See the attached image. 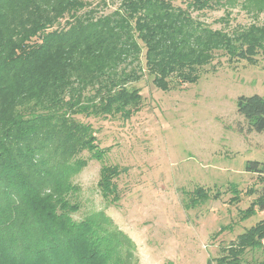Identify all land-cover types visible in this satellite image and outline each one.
<instances>
[{"label":"trees","instance_id":"16d2710c","mask_svg":"<svg viewBox=\"0 0 264 264\" xmlns=\"http://www.w3.org/2000/svg\"><path fill=\"white\" fill-rule=\"evenodd\" d=\"M172 1L120 0L98 16L82 12L87 0H0V264H138L134 243L103 212L71 216L84 152L101 163L97 189L106 202L118 201L114 180L123 172L104 163L109 148L77 117L129 119L141 108L132 85L144 73L168 92L197 83L218 52L250 65L264 58V20L228 32L190 13L240 4L264 16V0H184L185 9ZM235 107L248 133L264 132L263 97L241 95ZM245 171L259 187L249 189L256 197L242 220L264 212V163L248 162ZM228 188L237 203V186ZM191 195L188 208L219 197L201 187ZM263 238L264 219L206 264H242Z\"/></svg>","mask_w":264,"mask_h":264},{"label":"rangeland","instance_id":"374dc122","mask_svg":"<svg viewBox=\"0 0 264 264\" xmlns=\"http://www.w3.org/2000/svg\"><path fill=\"white\" fill-rule=\"evenodd\" d=\"M172 2L186 8L184 0ZM87 3L82 12L94 9L100 16L114 11L120 0ZM190 13L211 29L228 32L264 20L263 14L247 12L240 4L212 5ZM132 86L140 90L142 104L129 119L77 117L91 125L100 149L109 148L104 163L123 172L114 180L118 201L106 202L97 189L101 163L84 152L88 164L73 179L79 191L72 200L79 211L71 216L80 221L103 212L134 243L138 264H206L219 255L220 247L264 219L260 211L241 219V212L256 197L248 195L249 189L259 187L245 166L264 163V132L248 133L235 107L241 95L264 98V58L259 56L258 63L250 65L229 61L218 52L195 84L163 92L144 73ZM230 184L239 192L234 204ZM198 187L211 196L218 193V199L188 208ZM221 227L227 229L216 236ZM242 264H264V247L247 251Z\"/></svg>","mask_w":264,"mask_h":264},{"label":"built area","instance_id":"2783aa9c","mask_svg":"<svg viewBox=\"0 0 264 264\" xmlns=\"http://www.w3.org/2000/svg\"><path fill=\"white\" fill-rule=\"evenodd\" d=\"M261 245L264 246V238L261 241Z\"/></svg>","mask_w":264,"mask_h":264}]
</instances>
